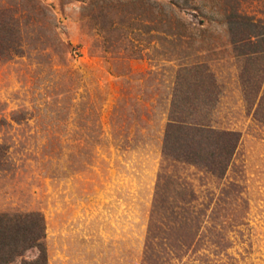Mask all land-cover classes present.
<instances>
[{"label": "rangeland", "instance_id": "1", "mask_svg": "<svg viewBox=\"0 0 264 264\" xmlns=\"http://www.w3.org/2000/svg\"><path fill=\"white\" fill-rule=\"evenodd\" d=\"M72 2L0 0V264H264V0Z\"/></svg>", "mask_w": 264, "mask_h": 264}, {"label": "trees", "instance_id": "2", "mask_svg": "<svg viewBox=\"0 0 264 264\" xmlns=\"http://www.w3.org/2000/svg\"><path fill=\"white\" fill-rule=\"evenodd\" d=\"M11 18L13 17L11 16ZM9 48L10 47H8V50ZM16 53H18V51H16ZM262 99L264 100L263 97ZM173 106L175 107V105ZM174 107H172L168 122L166 123L167 125H166L165 135H164V146H167V144L169 143L170 145L172 144L171 139L173 136V132L175 130L180 131L182 135L184 131L193 132V130L194 131H202V130L211 131L213 133L216 132V130L214 129L206 128L203 124L200 125L198 122H192V121L187 120V117H185V114H184L185 112L187 113V111L183 107L181 109H178V108L175 109L176 107L175 108ZM217 134L221 136L220 139L224 142V150L226 152L225 154H228V153L230 154L232 152V149L236 145V142L238 139L237 133L234 131H217ZM166 148H164V154L172 155ZM2 152L3 151L0 149V155H2ZM187 152L186 150H184L177 157H180L184 160L193 161V159L189 157V150H187ZM13 219L14 217L8 216L7 214H0V263H7L8 261L12 259L14 254H18L17 253L18 251H15L16 250L15 248L17 247L16 237L20 234L19 232L23 228H19L16 223H12ZM19 223H23V221H20ZM29 225H31V223ZM32 228H33L32 230L27 228L29 229L27 231L28 232L27 239L31 246H35L39 249V254L35 260L36 264L38 263L44 264V262L46 261L45 248L43 246V243L40 242V239L43 236L42 228H40V226H39L40 228L39 230L38 228L35 230L34 226Z\"/></svg>", "mask_w": 264, "mask_h": 264}, {"label": "clouds", "instance_id": "3", "mask_svg": "<svg viewBox=\"0 0 264 264\" xmlns=\"http://www.w3.org/2000/svg\"><path fill=\"white\" fill-rule=\"evenodd\" d=\"M84 5L81 2V0H73L72 3L66 4L64 7L65 13L69 14L70 17H79V15L84 10ZM68 31L76 34L79 32V25L76 23H73L69 28Z\"/></svg>", "mask_w": 264, "mask_h": 264}]
</instances>
